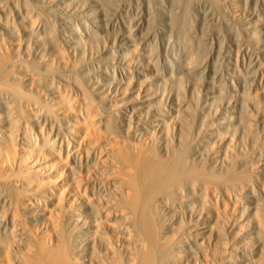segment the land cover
I'll return each mask as SVG.
<instances>
[{
	"label": "bare ground",
	"instance_id": "obj_1",
	"mask_svg": "<svg viewBox=\"0 0 264 264\" xmlns=\"http://www.w3.org/2000/svg\"><path fill=\"white\" fill-rule=\"evenodd\" d=\"M0 264H264V0H0Z\"/></svg>",
	"mask_w": 264,
	"mask_h": 264
},
{
	"label": "rangeland",
	"instance_id": "obj_2",
	"mask_svg": "<svg viewBox=\"0 0 264 264\" xmlns=\"http://www.w3.org/2000/svg\"><path fill=\"white\" fill-rule=\"evenodd\" d=\"M180 26L182 27L183 30H186V31L191 28L190 22L187 19L185 21H182L180 23ZM190 37H192L194 41L196 40V35L193 32L190 34ZM157 45H158V42H157ZM194 59H195L194 56H192V60Z\"/></svg>",
	"mask_w": 264,
	"mask_h": 264
}]
</instances>
